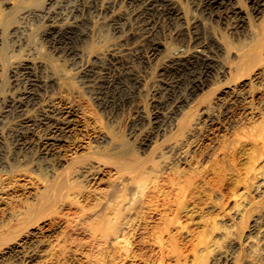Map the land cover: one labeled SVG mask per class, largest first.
Listing matches in <instances>:
<instances>
[{
  "label": "rangeland",
  "instance_id": "1",
  "mask_svg": "<svg viewBox=\"0 0 264 264\" xmlns=\"http://www.w3.org/2000/svg\"><path fill=\"white\" fill-rule=\"evenodd\" d=\"M81 1L0 0V245L10 242V246L5 249L4 247H0L3 249L0 255V264H126V217L129 216L128 213L131 215H133V213L136 214V210L132 209L135 212L132 210L128 212V209L134 207L136 200L138 205L136 204L137 207L134 208H138L141 205L139 203H142V201L143 204H145L146 197L150 194L154 195V193H158V195L162 197L163 191H165L164 196L167 194V191L168 193L171 192V179L173 176L172 174L176 172L175 170H178V168L193 170V165L195 167L198 160L201 161L203 157L208 154L207 152H213L212 150H215L219 143L221 141L223 142V139L230 138L226 137V135L233 132L231 130H235L234 124H236L235 121H237L235 116L237 118L239 116V111H236L237 106L233 104L235 107L233 105L232 107L230 105L231 109H228V118L226 110L219 104L215 106V112L213 113V117L215 118H212L213 121L216 118L218 121L208 122L210 124L207 122L203 123L201 130H199L200 132L198 131L195 136L191 137L188 142L182 146L181 151L184 150V154H188V157H183V154L179 155L177 152L171 151L170 146L181 137L182 129H184L189 120L194 115L199 114L200 110L205 107L210 100L220 96L221 92L231 88L234 83H226V79L216 74L215 77H212V81L204 90L199 93L198 97L186 104L182 112L179 113L180 115L178 114V117L176 116V119L172 120L170 117L172 111L160 110L157 108V105H160L161 87H163L164 92L169 85L174 83V76L170 75L168 69H166L169 64L168 58L170 56V51L167 50V47L178 48L182 46V43L178 41L179 39H175L177 37L174 35L176 30L174 26L170 24L168 26V23L164 22V20H161L160 24H157L159 26L157 29L159 31L158 36L163 46L160 48L161 53L159 52L156 56H152V54L149 53L148 44L143 40V36L148 32L146 30H148L149 27L146 24L147 22H144V18L142 19L138 14L140 0H130L129 4H127V2H129L128 0H119L120 2L118 0H113V2L112 0H93L94 2L92 0ZM80 2L82 4H80ZM95 2L99 4L100 8H98L99 6ZM172 2L176 4L184 15V21L180 22L179 26L184 25V27L188 29V32H190L189 38L194 39L192 37L193 34H199L200 32L205 39H208L206 40L208 43H212L215 47L217 46L218 50L220 49V51L216 53L213 52L219 70L221 68L233 69L238 62V54L240 51L251 43H259L264 53V39H262L264 36V2L259 9V6L255 7L249 0H233L231 6L238 9L240 13L234 16L233 14H222L218 17L210 15L207 17V14L201 12L198 6L199 0L198 2L197 0H172ZM117 3H119V5ZM137 3L139 4L137 5ZM60 5L63 10L60 8ZM94 5L97 7H94ZM123 5L129 6L125 8ZM133 6L135 7L134 9L131 8ZM70 8L74 9L70 10ZM77 8L79 9L77 10ZM91 9H94L92 10L93 13H90L92 12ZM122 11L124 14L126 12V14H121ZM56 12H58V14ZM73 12L76 13V17H73L75 14H73ZM66 13H68L69 16ZM135 13L138 14L139 18L136 17L137 15L135 16ZM103 14L105 16H103ZM115 15L116 17L119 16L117 18L118 20ZM64 16L66 18H63ZM134 17L135 19H133ZM81 18L82 21H84L83 23L81 22ZM51 19L56 21V23L58 22L59 25L62 24L61 26H78L80 30H84V33L87 34L81 46H79L81 51L80 54L83 55L79 60H74L72 57L71 60H69V56L63 55L53 47L51 48L47 38L45 39ZM127 19L133 20L128 21ZM123 20H126V22ZM118 21L122 24L123 22L125 23L121 26L120 31L117 29L116 25L119 23ZM107 22H109V24ZM136 23L139 24L137 25ZM128 24H131L133 27ZM161 28L163 29L161 30ZM171 28L173 29L172 31ZM195 28L197 29L195 30ZM134 32L139 36L134 34ZM171 32L174 34L172 35ZM130 35H132V37ZM165 42H167L166 45ZM130 45H133L132 48ZM118 51L119 53H117ZM138 52L141 53V55ZM124 53L128 56L125 57L126 54L124 55ZM141 56L142 59L139 58ZM67 57L69 59H67ZM114 58L117 59V61ZM118 61L122 65H120ZM144 61L146 63H144ZM165 64L167 66H165ZM89 65L102 71L108 72L111 70L108 72L109 77L111 76L110 78H116L119 75V78L125 77L127 80L126 86L129 87L131 85L130 87L132 90L130 91V87H127V91L129 90L128 92L132 93L131 96L134 95V97L132 96L131 102L127 103L126 106L111 107L110 109V106H107L106 98L107 100L111 99L110 96L113 97V94L119 97L120 93L110 90L108 94L106 90L105 93L107 94H104V91L96 90V88L94 89L87 83L85 84L82 78V71L87 69V67L89 68ZM97 66H99V68ZM109 66L111 68H109ZM103 67L104 69H102ZM25 71H28L27 76L29 75V77L26 76ZM123 72L125 73L123 74ZM132 74L137 78L138 76L141 78L139 80L142 81L140 83L142 84L141 87L144 86L143 88L140 87L139 90L136 89L137 86L130 80V77H134ZM30 75H32V77ZM32 78L36 80L35 83H38V87H33L34 81ZM18 79L21 80L20 84ZM44 84L47 86L45 85L46 87H42ZM40 85L42 86L40 87ZM88 86L91 88L89 89ZM35 91L40 94L39 103L34 106H27L26 108L28 110H25V108L23 112L19 111L18 103L27 97L28 92ZM17 92L20 95H18ZM13 104L16 105L14 106ZM10 107L13 108L11 109ZM157 112L158 114H156ZM57 114L59 115L58 117ZM162 114L163 116L166 115L169 117H163ZM5 115L9 116L6 117ZM140 116H144L142 117L143 123H146L142 124L143 126L141 125L140 130H138L139 128L134 126ZM224 116L227 119L222 118ZM157 117H160L159 120H164V129L162 127V129H156L157 124H155L153 120ZM144 118H146V120ZM56 119H58V121ZM63 120H66L65 123L68 122L67 125L63 124ZM148 121H150V123ZM50 123H53V125ZM68 128L69 130H67ZM71 128L72 130H70ZM225 129L227 131H225ZM132 130H134L135 133ZM142 130H144V132H142ZM151 131L154 132L152 133ZM52 132L55 133L53 134ZM219 132H221V134ZM148 134H154V136H152L153 143L151 146H145L144 148L140 138L143 139ZM17 135L20 136L17 138ZM51 143L55 144L53 145ZM43 144L46 146L44 147ZM75 150L78 151L76 152ZM247 152L249 153L248 150ZM161 155L165 156L169 164L163 170L162 167H159L160 170L157 169L158 171H155L154 164L160 159L159 157ZM199 155H201L200 158H197ZM99 160H101L102 163L118 160L126 163V166L133 165L137 162L144 164L146 169L144 177L149 187L146 185L147 189L144 190V192H140L142 190L139 191V189L137 190L136 188L137 186L134 187L132 182L133 176L126 174V181L124 182V180L122 181L124 177L118 174L116 175L115 172L113 173V170H110L113 169L112 167H110L109 170L106 169L101 171V168H97V162ZM186 160L187 163L184 164ZM85 163H88L89 166H93L91 169L92 171L89 173H83L81 169L83 167L82 165ZM96 168L97 172L100 173L95 172ZM212 173L213 172L209 174L212 175ZM66 177L70 178V182L75 184V186H82L76 189H74V186L71 190V192L74 191L73 194L66 192L67 194H71L72 196H68L74 199L67 198V194H65V196H63L64 198H59V202L56 200L52 206L49 204H40L42 201L40 192L43 187L51 183L67 182ZM157 177L159 179H157ZM211 177H215L213 180H217L214 173L209 179H211ZM263 178L264 157L256 163L254 171L244 182L241 181L238 182L239 184L234 183L230 185V188L226 189L227 192L224 191L222 194L212 193L211 200H206L205 197V194L209 195L212 192V188L208 186L203 196V199L207 202L189 200L186 203L188 210L197 211L202 215V222L189 223L192 233L190 235L184 234L182 238V240H184L182 243L184 242V245L188 249V257L182 261H177V257L174 254V252L177 251L176 242L172 239L169 240L167 234L164 233L163 235L161 228H163L164 225L161 224L160 227V224L157 225L158 223L156 222L157 224H155L154 221L153 223L157 225L158 228H154V231L152 230L153 232L148 230V228L144 231V226V229L141 228L142 231H140V229H137L138 231L135 230L134 232H136V234L131 232L129 236L132 237V234L135 235V249H137V252L139 251L141 253L138 252L137 254L145 257H143L144 259H138L136 263L250 264L254 262L256 264H264V193L262 192L264 189L263 187L258 188ZM162 179L165 183L161 181ZM155 182L156 186H154ZM160 183H163V185L161 184V186ZM158 184L162 188L158 187ZM166 186L168 188H166ZM154 187L156 188L152 191L150 188ZM134 188L137 191L134 190ZM147 190L150 191L149 195L147 194L149 193ZM141 193H146V195L144 194L145 196L143 195L142 197ZM75 194L77 197H75ZM127 197L129 200L131 198L134 200L131 202L127 199L129 203H126ZM66 199L68 202H66ZM62 201H64V203H61ZM116 201L118 204L121 202L119 206L116 204ZM130 202L132 203L131 206ZM210 203L215 204V208H211L212 205H210ZM60 204L63 206L61 207ZM29 205L35 208L32 213L33 215L30 218H25V220H15V217L12 216L13 210L22 209ZM113 206H115L116 209ZM117 207H120L119 214L117 212ZM142 207L143 205L137 209L140 213L143 212V210L148 212L144 208L142 209ZM114 210L116 211L114 212ZM126 211L128 213H126ZM100 214L103 216L101 217ZM114 214L115 216L118 215L115 217L113 216ZM106 217L109 218L107 219ZM114 217L120 221H117ZM95 219H97L96 222ZM109 219L112 220L110 221ZM113 220L115 222H113V224L110 223ZM183 220H186V223L188 222L185 216H183ZM107 221L108 223L105 224L104 222ZM28 222L29 225L31 224V226H29V234L18 237L27 226ZM142 222H145V219ZM90 223L92 225L99 223L98 225L101 227L103 226L100 234H104L100 235L101 237L94 234L93 230H90ZM91 231L92 233L90 234ZM108 232H112L111 234L114 232V234L108 238V235H110ZM139 232L142 236L139 235ZM144 232L146 234L149 233L147 235L148 237L143 234ZM154 233L157 234L153 235ZM161 233L162 236L160 235ZM92 234H94V236ZM143 235L144 238L146 237L145 240L147 239L145 241L144 238H142L144 242L141 239ZM160 236L164 238L163 241H165V244L163 245L158 242ZM21 238L23 242L21 241L20 245L23 246L19 245V247H16L12 245L20 242L19 239ZM107 240L108 242H105ZM151 240L152 243H148V241L151 242ZM136 241H140V243L137 244ZM101 242L105 243L101 244ZM141 242L144 246L141 245ZM147 243L149 245L151 244V246H148ZM95 244H100V246ZM172 253L174 254V258L171 256ZM167 254H169L170 257Z\"/></svg>",
  "mask_w": 264,
  "mask_h": 264
},
{
  "label": "bare ground",
  "instance_id": "2",
  "mask_svg": "<svg viewBox=\"0 0 264 264\" xmlns=\"http://www.w3.org/2000/svg\"><path fill=\"white\" fill-rule=\"evenodd\" d=\"M81 1V0H80ZM93 1V0H92ZM91 1V3H92ZM94 1H97V0H94ZM93 1V2H94ZM117 1V0H116ZM119 1V0H118ZM129 2H127V4L130 3V0H128ZM134 1V0H133ZM136 1V0H135ZM232 1L233 0H199V9L201 12H204L205 14H207L206 16L208 17V15L210 16H221L222 14H227V15H230V14H233L234 15H237L239 14L240 12L238 11V9H236L235 7H232ZM255 7H258L259 9L262 7L261 5L263 4L264 0H249ZM82 2V1H81ZM80 2V4H82ZM113 2V0H112ZM111 2V3H112ZM120 2V1H119ZM122 2V1H121ZM196 2V1H195ZM198 2V0H197ZM96 3V2H95ZM132 3V1H131ZM79 4V5H80ZM88 4H89V1H88ZM98 4V3H96ZM106 4V3H105ZM119 5V3H117ZM139 3H137L138 5ZM93 5V4H91ZM101 5V4H100ZM113 5V4H112ZM111 5V6H112ZM115 5V4H114ZM117 5V6H118ZM125 5V3H124ZM123 5V6H124ZM140 6L138 8L139 9V15L142 17V19L144 18V22H147L146 24L148 25L146 31H148L145 36H143V40L146 42V44H148L149 46V53L152 54V56H156L159 52H160V48L163 46V43L162 41L159 39V31L157 30L158 29V23L160 24V21L164 20V22H167L168 23V26L169 24L174 26V28L176 29L175 30V36L177 38H175L176 40L179 39L178 41H180L182 43V46L181 47H167V50L170 51V56H169V64L168 66L165 64L166 69H168L169 71V74L170 75H173L174 76V83L172 85H169V87L166 88V90L163 92V87H161V99L159 101V104L160 105H157V108L158 109H164V110H171L172 113L171 114V119L174 120L176 119L175 117L182 112V109L183 107L190 103L191 101H193L196 97H198L199 93L201 91L204 90V88L212 81V77H215L216 74H219L221 75V77H223L224 79H226V83H234L233 86L223 92H221L220 96L216 97L215 99L213 100H210L207 105L205 107H203L199 114L197 115H194L190 120L189 122L186 124V126L184 127V129H182V133H181V137L176 140L172 146H170V150L173 151V152H177L179 155L183 154V157L187 156L188 154H184V150L181 151V148L182 146H184L188 140L195 136V134H197V132L199 130H201V126L203 123H208V122H212L213 119L215 117H213V113L215 112V106L216 105H219L221 104L222 107H224V109L226 110V113H227V117H228V109H231L230 108V105L232 106L233 104L236 105L237 109L236 111H239L238 112V118L235 116V118L237 119L236 124L235 125V130H231L233 132H231L230 134H227L226 137H230V138H225L223 139V142L221 141L219 143V145L215 148V150H212L213 152L209 153L207 152L208 154L205 155L203 157V159L200 161L198 160V162L195 164V167L193 165V170H185L184 168H178V170H175L176 172L174 174H172V179H171V185H172V191L168 193L167 191V194L164 196L165 194V191H163V196L160 197L158 195V193H154L152 192L153 189H155L156 187L154 188H150L152 189V193H154V195L150 194V191L147 190V192L149 191V193H147L149 196L146 197V202L145 204H143V201L142 203L138 202L139 204L143 205L142 209L144 208L145 210H147L148 212L144 211L143 212H139V209L141 207V205L138 207V208H134V207H137V203L135 201V205L134 207H132L131 209H128V212L129 210H136V214L133 213V215H131L130 213H128L126 211V213H128V217H126V264L127 263H136L138 259H142L144 256L143 255H138L136 250V243H135V235L132 234L133 236H129V234L131 232H134L135 230L137 229H140L145 228L144 231H146L148 228V230H153L154 231V228H158L157 225L160 224V227H161V224L164 225L163 228H161L162 230V233L164 235L167 234L168 237H169V240L172 239L176 242V248H177V251L174 252V254L176 255L177 257V261H182L183 259H186L188 257V249L186 248V246L184 245L185 243L182 241V238L184 236V234H187V235H190L192 233L191 231V227H190V224L191 223H194V222H199L201 221L202 222V215L199 214L197 211H191V210H188L187 209V206H186V203L189 201V200H194V201H197L198 202H202V201H206V200H211L212 199V193L214 194H218V193H223L224 191H226V189L230 188V185L234 184V183H237L239 184L238 182H241L244 180L254 171L255 169V165L256 163L262 158L264 157V53H263V49L261 47V45L259 43H256V44H250L248 46H246L245 48H243L240 53L238 54V62L236 64V66L233 68V69H230V68H221L219 70L218 66H217V61L213 55V52L216 53L218 51H220V49L218 50L217 46L215 47L214 45H212V43H208V40L207 38L205 39V37H203V35L200 34L199 30V34H193V38H189L190 35L188 32V29L186 27H184V25H181L179 26V23L184 21V15L183 13L180 11V9L176 6V4L174 2H172V0H140ZM264 5V4H263ZM78 6V5H77ZM82 6V5H81ZM80 6V8H81ZM90 6V5H89ZM99 6V4H98ZM104 6V5H103ZM102 6V7H103ZM129 6V5H128ZM128 6H124L125 8L128 7ZM132 6V5H131ZM196 6V5H195ZM74 7V6H73ZM79 7V6H78ZM88 7V6H86ZM94 7H97L96 5H94ZM93 7V8H94ZM60 8L62 9L61 5H60ZM66 8V7H64ZM75 8V7H74ZM74 8H70L71 9H74ZM89 8V7H88ZM100 8V6L98 7ZM123 8V7H121ZM131 8H135L134 6L131 7ZM137 8V9H138ZM197 8V7H196ZM257 8V9H258ZM48 9V8H47ZM46 9V10H47ZM79 8H77L78 10ZM90 9V8H89ZM106 9V7H105ZM103 9V10H105ZM109 9V7H108ZM130 9V7H129ZM128 9V10H129ZM57 10V9H56ZM55 10V11H56ZM60 10V9H59ZM58 10V11H59ZM63 10V9H62ZM76 10V11H77ZM94 10V9H91V11ZM97 10V9H96ZM102 10V11H103ZM115 10V9H114ZM121 10V9H119ZM49 11V10H48ZM47 11V13H48ZM66 11V10H65ZM75 11V10H74ZM87 11V9H86ZM100 11V9H99ZM106 11V10H105ZM104 11V12H105ZM108 11V10H107ZM110 11V9H109ZM108 11V12H109ZM133 11V10H132ZM259 11V10H258ZM68 12H71V11H68ZM78 12V11H77ZM80 12V11H79ZM107 12V13H108ZM125 12V11H124ZM58 14V12H56ZM55 13V15H56ZM75 12H73L74 14ZM81 13V12H80ZM86 13V12H85ZM88 13H89V10H88ZM90 13H93L90 12ZM111 13V12H109ZM115 13V12H114ZM120 13V12H119ZM132 13V12H131ZM60 14V12H59ZM68 15V13H66ZM70 14V13H69ZM79 14V13H78ZM77 14V15H78ZM82 14V13H81ZM113 14V13H112ZM118 14V13H117ZM121 14H124L123 11ZM126 14V12H125ZM124 14V15H125ZM137 13H135V16L139 18ZM65 15V14H63ZM66 15V17H67ZM76 13L73 15V17H76L75 16ZM85 15V14H84ZM101 15V14H100ZM108 15V14H107ZM120 15V14H119ZM130 15V14H129ZM52 16V15H51ZM69 16V15H68ZM71 16V15H70ZM102 16V15H101ZM103 16H105L103 14ZM121 16V15H120ZM127 16V15H126ZM224 16V15H223ZM55 17V16H54ZM62 17V16H61ZM65 16L63 18H66ZM78 17V16H77ZM116 17V15H115ZM119 17V16H118ZM116 17V19L118 18ZM122 17V16H121ZM128 17V16H127ZM130 17V16H129ZM72 18V17H71ZM105 18V17H104ZM114 18V16H113ZM126 18V17H124ZM132 18V17H131ZM70 19V18H69ZM68 19V20H69ZM75 19V18H74ZM103 19V18H102ZM135 19V17L133 18ZM131 19V20H133ZM50 20V19H49ZM65 20V19H64ZM63 20V21H64ZM118 20V19H117ZM128 20V19H127ZM131 20H128V21H131ZM60 21V20H59ZM78 21V20H76ZM115 21V20H114ZM120 21V20H119ZM118 21V22H119ZM124 21V20H123ZM122 21V22H123ZM137 21V19H136ZM81 22L83 23L84 21H82V18H81ZM113 22V21H112ZM111 22V23H112ZM126 22V20L124 21ZM123 22V24L121 22H119L117 25V29L120 31L121 30V26L124 25L125 23ZM163 22V23H164ZM46 23V22H45ZM72 23V22H71ZM75 23V21H74ZM109 24V22H107ZM110 23V24H111ZM129 23V22H128ZM66 24V23H65ZM76 24V23H75ZM79 24V23H78ZM85 24V23H84ZM137 24V23H136ZM139 24V23H138ZM137 24V25H138ZM141 24V23H140ZM62 25V24H61ZM58 24V22L56 23V21H53L51 19V23L49 25V29L47 30L46 32V37L45 39L47 38L48 42L50 43L51 45V48L53 47L55 50H57L58 52L62 53L63 55H66V56H69L70 59L67 57V59L71 60V57L72 59L74 60H79L81 56L80 54V48L79 46H81V43L84 41V38H85V34L84 33V30H80V28L78 26H61ZM77 25V24H76ZM81 25V24H80ZM115 25V24H114ZM113 25V26H114ZM130 25L131 27H133L131 24H128ZM142 25V24H141ZM145 25V26H147ZM162 25V24H161ZM165 25V24H164ZM82 26V25H81ZM80 26V27H81ZM144 26V27H145ZM83 27V26H82ZM125 27V26H124ZM127 27V26H126ZM138 27V26H137ZM162 27V26H161ZM84 28V27H83ZM82 28V29H83ZM115 28V27H114ZM130 28V27H129ZM143 28V27H142ZM85 29V28H84ZM135 29V28H134ZM144 29V28H143ZM146 29V28H145ZM163 28H161L162 30ZM169 29V28H168ZM197 28H195L196 30ZM124 30V29H123ZM122 30V31H123ZM131 30V29H130ZM129 30V31H130ZM160 30V29H159ZM173 29L171 28V31ZM194 30V28H193ZM134 31V30H133ZM139 31V29H138ZM192 31V30H191ZM162 32V31H161ZM119 33V32H118ZM123 33V32H121ZM192 33V32H191ZM129 34V33H128ZM132 34V33H131ZM134 34H136L134 32ZM133 34V35H134ZM163 34V33H162ZM172 34V32H171ZM172 34V35H173ZM120 35V34H119ZM138 35V34H136ZM126 36V35H125ZM124 36V37H125ZM132 37V35H130ZM139 36V35H138ZM141 36V37H142ZM163 36V35H162ZM121 37V36H120ZM135 37V36H134ZM140 37V38H141ZM164 38V37H163ZM162 38V39H163ZM137 39V38H135ZM264 39V36L263 38ZM122 40V39H120ZM124 40V39H123ZM131 40H134V39H131ZM142 40V39H141ZM165 40V39H163ZM127 41V40H126ZM139 41V40H137ZM143 41V42H144ZM134 42V41H133ZM132 42V43H133ZM142 42V41H141ZM125 43V42H124ZM128 43V42H126ZM130 43V44H132ZM167 42H165V45H166ZM122 44V42H121ZM49 45V46H50ZM129 45V44H128ZM122 46V45H121ZM127 46V45H126ZM131 46V45H130ZM133 46V45H132ZM131 46V48H132ZM138 46V45H137ZM141 46V45H140ZM145 46V45H144ZM146 47V46H145ZM50 48V47H49ZM143 48V47H142ZM147 48V47H146ZM129 49V48H128ZM139 49V47H138ZM148 49V48H147ZM54 50V51H55ZM124 50V49H123ZM136 50V48H135ZM144 50V49H143ZM216 50V51H215ZM56 51V52H57ZM134 51V50H133ZM142 51V50H140ZM139 51V52H140ZM122 52V51H121ZM135 52V51H134ZM138 52V53H139ZM143 52V51H142ZM146 52V51H145ZM148 52V51H147ZM119 53V51L117 52ZM128 53V51H127ZM137 53V51H136ZM161 53V52H160ZM83 54V53H82ZM126 53H124L125 55ZM130 54V53H129ZM141 55V53H139ZM218 54V53H217ZM61 55V54H60ZM122 55V54H121ZM120 55V56H121ZM149 55V54H148ZM169 55V54H168ZM115 56V55H114ZM128 56L127 54L125 55V57ZM143 56V55H142ZM142 56L139 57L142 59ZM113 57V56H112ZM111 57V58H112ZM117 57V56H116ZM124 57V56H122ZM124 57V58H125ZM145 57V56H144ZM118 58V57H117ZM121 58V57H120ZM123 58V59H124ZM66 59V60H67ZM115 59V58H114ZM126 59V58H125ZM146 59V58H145ZM150 59V58H149ZM152 59V58H151ZM65 60V59H64ZM110 60V59H109ZM117 61V59H115ZM122 60V59H121ZM83 61V60H82ZM114 61V60H113ZM114 61V62H116ZM126 61V60H125ZM148 61V60H147ZM68 62V61H67ZM81 62V61H80ZM119 62V61H118ZM150 62V61H149ZM168 62V61H167ZM78 63V62H77ZM75 63V64H77ZM82 63V62H81ZM97 63V62H96ZM104 63V62H102ZM123 63V62H122ZM144 63H146L144 61ZM74 64V62H73ZM79 64V63H78ZM94 64V63H93ZM120 64V62H119ZM97 65V64H96ZM117 65V64H116ZM122 65V64H120ZM126 65V64H125ZM90 66V65H89ZM102 66V65H101ZM107 66V65H106ZM105 66V67H106ZM112 66V65H111ZM23 67V66H22ZM28 67V66H27ZM27 67H26V70H27ZM76 67V66H75ZM85 67V65H84ZM99 68V66H97ZM118 67V66H117ZM120 67V66H119ZM124 67V66H123ZM128 67V66H127ZM25 68V67H23ZM81 68V67H80ZM109 68H111L109 66ZM108 68V70H109ZM114 68V66H113ZM116 68V67H115ZM85 69V68H84ZM104 69V67L102 68ZM124 69V68H122ZM126 69V68H125ZM164 69V68H163ZM165 69V70H166ZM114 70V69H113ZM117 70V69H115ZM128 70V69H127ZM126 70V72H127ZM164 70V71H165ZM111 71V70H109ZM108 71V72H109ZM164 71H163V75H164ZM167 71V72H168ZM23 72V71H22ZM26 72V71H25ZM28 72V71H27ZM27 72L25 73L26 76H27ZM107 71H102L100 69H97V68H93V67H87V69L83 70L82 73H83V80L85 81V84L87 83L89 86L93 87L94 89L96 88V90L98 89L99 91H104V94H107L110 90H113V91H116V93H120V96L117 97L113 94V97H111V99H108L106 98V103H107V106L109 107L110 106V109L111 107H122V106H126L127 103H130L132 98L134 97V95L131 96V92H128L127 91V87L126 86V78H119L120 77V73L118 71V77L116 78H110L109 77V73ZM116 72V71H115ZM122 72V71H121ZM125 72H123L124 74ZM128 73V72H127ZM23 74V73H22ZM122 74V75H123ZM81 75V74H80ZM117 75V74H116ZM168 75V74H166ZM21 76V75H20ZM32 77V75H30ZM128 76V75H126ZM132 76L134 77H130V80H132V82L135 84L136 89H140L141 87V83L142 81H140L139 79H141L139 76L138 78L135 77V75L132 74ZM18 77V76H17ZM29 77V75L27 76ZM114 77V76H113ZM166 77V76H165ZM168 77V76H167ZM172 77V76H170ZM34 78V77H33ZM32 78V80L34 81V84H33V87H38V83H35L36 80H34ZM36 78V77H35ZM173 78V77H172ZM171 78V79H172ZM26 79V78H25ZM129 79V78H128ZM15 80V79H14ZM19 80V79H18ZM27 80V79H26ZM129 80V81H130ZM21 80H19V84L21 83L20 82ZM32 81V82H33ZM82 81V82H84ZM167 81V80H166ZM17 82V83H18ZM40 82V81H39ZM129 83V82H127ZM132 83V84H133ZM169 83V82H168ZM22 84H23V81H22ZM131 84V83H130ZM129 84V85H130ZM46 84H44L43 86L40 85V87H44ZM167 85V84H166ZM47 86V85H46ZM45 86V87H46ZM88 88L90 89L91 87ZM131 86V85H130ZM129 86V87H130ZM26 87V86H25ZM32 87V88H33ZM35 87V88H36ZM128 87V88H129ZM134 87V86H133ZM144 87V86H143ZM141 87V88H143ZM22 88V86H21ZM27 88V87H26ZM135 88V87H134ZM133 88V89H134ZM20 89V88H19ZM165 89V88H164ZM37 90V89H36ZM45 90V89H44ZM107 90V93H105V91ZM138 90H137V94H138ZM160 90V89H159ZM17 91V90H16ZM43 91V89H42ZM91 91V90H90ZM98 91V92H99ZM130 91L131 90V87H130ZM36 92V91H35ZM28 92L27 93V97L20 101L18 103V108H19V111H22L28 106H34L36 104L39 103V95L37 92ZM40 92V90H39ZM134 92V90H133ZM159 92V91H158ZM157 92V93H158ZM18 93V92H17ZM95 93V92H94ZM97 93V92H96ZM102 93V92H100ZM112 93V92H110ZM115 93V92H114ZM140 93V92H139ZM22 94V93H21ZM99 94V93H98ZM103 94V93H102ZM109 94V93H108ZM18 95H20L18 93ZM23 95V94H22ZM100 95V94H99ZM119 95V94H118ZM156 95V94H155ZM154 95V96H155ZM42 96V95H41ZM98 96V95H96ZM104 96V95H102ZM106 96V95H105ZM117 98H115V97ZM159 96V95H157ZM15 97H18V96H15ZM21 97V96H20ZM99 97V96H98ZM108 97V98H110ZM159 97V98H160ZM102 98V97H101ZM100 98V99H101ZM158 98V97H157ZM12 99V98H11ZM105 99V98H104ZM102 100V99H101ZM14 101V100H13ZM156 101V100H155ZM12 102V101H10ZM16 102V101H15ZM18 102V101H17ZM105 102V100H104ZM103 102V104L105 105V103ZM221 102V103H220ZM158 103V102H157ZM156 103V104H157ZM1 104V103H0ZM155 104V105H156ZM14 106L16 104H13ZM12 105V106H13ZM154 105V104H152ZM233 105V106H234ZM2 106V105H1ZM106 106V105H105ZM232 106V107H233ZM17 107V106H16ZM156 107V106H155ZM154 107V108H155ZM235 107V106H234ZM1 108V107H0ZM3 108V107H2ZM11 108V107H10ZM13 108V107H12ZM11 108V109H12ZM17 108V109H18ZM104 108V107H103ZM4 109V108H3ZM7 109V108H6ZM109 109V110H110ZM25 110H28L27 108ZM30 110V109H29ZM108 110V109H107ZM123 110V109H122ZM121 110V112H122ZM157 110V109H156ZM223 110V108H222ZM1 111V110H0ZM117 111V110H116ZM154 111V110H153ZM224 111V110H223ZM222 111V112H223ZM234 111V112H236ZM5 112V110H4ZM17 112V111H15ZM68 112V111H67ZM110 112V111H109ZM114 112V110H113ZM2 113V112H1ZM11 113V112H10ZM21 113V112H20ZM19 113V114H20ZM29 113V112H28ZM61 113V112H60ZM63 113V112H62ZM115 113V112H114ZM113 113V115H114ZM155 113V111H154ZM225 113V111H224ZM117 114V113H116ZM120 114V113H119ZM158 114V112L156 113ZM232 114V112H231ZM230 114V115H231ZM1 115V114H0ZM61 115V114H60ZM64 115V114H63ZM180 115V114H179ZM6 116V115H5ZM9 116V115H8ZM6 116V117H8ZM55 116V115H54ZM59 115L57 114V117ZM155 116V115H154ZM157 116V115H156ZM163 116V114H162ZM166 115H164L163 117H165ZM232 116V115H231ZM21 117V116H19ZM27 117V116H26ZM50 117V116H49ZM66 117V116H65ZM144 116H140V118H138V121L137 123L135 124L134 127H137L139 128L138 130H140V126L142 124H145L143 123V118ZM146 117V116H145ZM166 117H169V116H166ZM178 117V116H177ZM234 117V116H232ZM1 118V117H0ZM3 118V116H2ZM28 118V117H27ZM51 118V117H50ZM62 118V117H61ZM60 118V119H61ZM67 118V117H66ZM152 118V117H151ZM213 118V119H212ZM222 118H226L225 116L222 117ZM229 118V117H228ZM24 119V118H23ZM22 119V120H23ZM59 119V118H58ZM58 119H56L58 121ZM64 119V118H63ZM146 120V118H144ZM149 119V118H148ZM160 117L158 118H155V124H157L156 126V129L158 128H163V121L164 120H159ZM162 119V118H161ZM165 119V118H164ZM227 119V118H226ZM233 119V118H231ZM235 119V120H236ZM31 120V119H29ZM54 120V118H53ZM52 120V121H53ZM69 120V119H68ZM67 120V121H68ZM72 120V118H71ZM75 120V119H74ZM137 120V119H136ZM169 120V119H168ZM217 120V118L215 119ZM214 120V121H215ZM225 120V119H224ZM47 121V120H46ZM60 121V120H59ZM62 121V120H61ZM64 121V120H63ZM66 121V120H65ZM63 124H66L68 122H66ZM76 121V120H75ZM213 121V122H214ZM218 121V120H217ZM226 121V120H225ZM230 121V120H229ZM24 122H25V119H24ZM28 122V121H27ZM48 122V121H47ZM73 122V121H72ZM71 122V123H72ZM150 123V121H148ZM152 122V121H151ZM168 122V121H167ZM216 122V121H215ZM222 122V121H221ZM57 123V122H55ZM62 123V122H61ZM76 123V122H75ZM223 123V122H222ZM228 123V122H227ZM53 125V123H50ZM58 124V123H57ZM56 124V125H57ZM148 124V123H147ZM210 124V123H208ZM213 124V123H212ZM220 124V123H219ZM232 124V123H230ZM25 125V124H24ZM44 125V124H43ZM49 125V124H48ZM73 125V123H72ZM71 125V126H72ZM76 125V124H75ZM221 125V124H220ZM225 125V124H224ZM41 126V125H40ZM45 126V125H44ZM61 126V125H60ZM74 126V125H73ZM72 126V127H73ZM143 126V125H142ZM147 126V125H145ZM144 126V128H145ZM155 126V125H154ZM165 126V124H164ZM25 127V126H24ZM48 127V126H47ZM50 127V126H49ZM63 127V126H62ZM75 127V126H74ZM132 127V128H134ZM152 127V126H151ZM150 127V128H151ZM228 127V126H227ZM28 128V127H27ZM53 128V127H52ZM61 128V127H60ZM65 128V127H63ZM70 128V127H69ZM69 128L67 130H69ZM161 128V129H162ZM214 128V127H213ZM219 128V127H218ZM230 128V127H229ZM54 129V128H53ZM57 129V128H56ZM55 129V131H56ZM136 129V128H135ZM134 129V130H135ZM146 129V128H145ZM148 129V128H147ZM155 129V130H156ZM164 129V128H163ZM217 129V128H216ZM228 129V128H227ZM233 129V128H232ZM72 130V128L70 129ZM134 130H132L134 132ZM153 130V129H152ZM154 130V131H155ZM219 130V129H218ZM54 131V130H53ZM64 131V130H63ZM153 131V132H154ZM157 131V130H156ZM217 131V130H216ZM221 131V130H220ZM225 131H227L225 129ZM61 132V131H60ZM139 132V131H138ZM142 132H144V130H142ZM147 132V131H146ZM150 132V130H149ZM152 132V131H151ZM152 132V133H153ZM160 132V131H158ZM200 132V131H199ZM53 133V132H52ZM51 133V135H52ZM55 133V132H54ZM53 133V134H54ZM58 133V132H57ZM56 133V134H57ZM135 133V132H134ZM221 134V132H219ZM225 133V132H223ZM227 133V132H226ZM18 134V133H17ZM23 134V133H22ZM60 134V133H59ZM137 134V133H136ZM150 134V133H149ZM146 135L143 139H141V144L144 145L143 147L145 148V146H151V144L153 143V135ZM157 134V133H156ZM216 134V133H215ZM143 135V134H142ZM141 135V136H142ZM18 136L20 135H17L16 137L18 138ZM22 136V135H21ZM25 136V135H24ZM65 136V135H64ZM134 136V135H133ZM144 136V135H143ZM26 137V136H25ZM50 137V136H49ZM56 137V136H55ZM61 137V136H60ZM63 137V136H62ZM135 137V136H134ZM137 137V136H136ZM140 137V136H139ZM225 137V136H223ZM16 138V139H17ZM59 138V137H57ZM66 138V137H64ZM132 138V137H131ZM156 138V137H154ZM24 139V138H23ZM55 139V138H54ZM60 139V138H59ZM62 139V138H61ZM139 139V140H140ZM52 140V139H51ZM138 140V141H139ZM55 141V140H54ZM60 141V140H59ZM52 142V141H50ZM49 142V143H50ZM56 143V142H55ZM54 143V144H55ZM20 144V143H19ZM22 144V143H21ZM47 144V143H46ZM53 144V143H51ZM53 144V145H54ZM140 144V142H139ZM44 147L46 146L45 144H43ZM247 150L249 151V153L247 152ZM76 151V150H75ZM78 151V150H77ZM76 151V152H77ZM74 152V153H76ZM204 154V153H202ZM195 156V155H194ZM201 155H199V157L197 158H200ZM188 157V156H187ZM192 157V156H190ZM160 159L154 164V170L156 171L157 169L160 170L159 167H162V170L168 166L169 164V161L165 158L164 155H161L159 157ZM192 158H195V157H192ZM191 159V158H189ZM193 160V159H192ZM196 161V159H195ZM200 161V162H199ZM187 163V160L185 161L184 164ZM97 168H101L100 170L101 171H104L106 169H110V167H112L113 169H110V170H113V173L115 172L116 175H121L122 177H124V179L122 178V181L124 180V182L126 181V174L127 175H130V176H133L132 178V182L134 184V187L137 186V190L139 189L142 190L140 192H144V190H146V183L147 181L146 178L144 177V175L146 174V169H145V166L144 164L140 163V162H137L133 165H129V166H126V163L124 162H121V161H110L108 163H102L101 160H99L97 162ZM192 165V164H190ZM83 167L81 168L83 173L87 172L89 173L90 171H92V167L93 166H89L88 163H85L82 165ZM184 167V166H183ZM97 168H96V171L97 172ZM190 168V167H189ZM187 169V168H186ZM95 170V169H94ZM99 170V169H98ZM99 170V171H100ZM158 171V170H157ZM211 172L214 173V175H216V178L217 180H213L215 179V177H211L213 175H210ZM97 173H100V172H97ZM103 173V172H102ZM210 173V174H209ZM97 175V174H96ZM103 175V174H102ZM115 175V174H114ZM115 175V176H116ZM159 175V174H158ZM94 177V176H93ZM120 177V176H119ZM128 177V176H127ZM171 177V176H170ZM67 178V182H57V183H51L49 185H45L42 189V191L40 192L41 194V197H42V201L40 204H49L50 206L54 205V203L56 202H59L58 199L59 198H62L63 196H65V194H67L66 192H70L73 194V192H71V190L74 188L75 184H73L71 181L70 178L66 177ZM101 178V177H100ZM129 178V177H128ZM127 178V179H128ZM70 179V180H69ZM157 179H159L157 177ZM169 179V178H168ZM94 180V179H93ZM98 180V179H97ZM121 180V179H120ZM131 180V179H129ZM102 181V179H101ZM99 181V182H101ZM122 181H121V185H122ZM163 183H165V181H163V179L161 180ZM167 181V180H166ZM114 182V181H113ZM131 182V183H132ZM168 182V181H167ZM117 183V181H116ZM115 183V184H116ZM153 183V182H152ZM163 183H160V185ZM118 184V183H117ZM169 184V183H168ZM167 184V185H168ZM236 184V185H237ZM114 185V184H113ZM125 185V184H124ZM152 185V184H151ZM161 185V186H162ZM154 186H156V182L154 183ZM158 187H161L159 186V184L157 185ZM165 186V185H164ZM208 186H210L212 188V192L207 195L205 194V197H206V200L203 199V196H204V193L206 191V188H208ZM77 187H82V186H75L74 189H76ZM147 187H149L147 185ZM152 187V186H151ZM238 187V186H236ZM260 187H263L264 189V178L262 179V182L258 185V188ZM162 188V187H161ZM165 188V187H164ZM166 188H168L166 186ZM160 189V188H159ZM134 190H136L134 188ZM136 190V191H137ZM165 190V189H164ZM84 191V190H83ZM82 191V192H83ZM135 191V192H136ZM155 191V190H154ZM77 192H78V189H77ZM139 192V193H140ZM157 192V191H156ZM158 192H161V191H158ZM227 192V191H226ZM264 193V190L262 191ZM81 193V192H80ZM86 193V192H85ZM138 193V192H137ZM136 194V193H135ZM146 195V193H144ZM141 193V196L143 197V195ZM71 194H67V198H73V197H69ZM76 195V194H75ZM144 195V196H145ZM162 195V193H161ZM224 195V194H223ZM72 196V195H71ZM81 196V195H80ZM77 197V195L75 196ZM137 197V196H135ZM141 197V198H142ZM64 198V197H63ZM145 198V197H144ZM74 199V198H73ZM129 200V198L127 197L126 200ZM132 199V198H131ZM129 200V201H133L134 199L132 200ZM143 199V198H142ZM128 200L126 201V203L128 202ZM144 200V199H143ZM66 202H68V200L66 199ZM65 202V203H66ZM130 202V206H131V203ZM207 202V201H206ZM61 203H64V201H62ZM121 202H118L116 201V204L119 206ZM129 203V202H128ZM204 203V202H203ZM59 205V204H58ZM61 207L63 206L62 204H60ZM109 205V204H108ZM115 205V204H114ZM116 205V206H117ZM129 205V204H128ZM211 208H215V204L213 203H210ZM129 206V207H130ZM115 207V206H113ZM112 207V209H113ZM127 207V206H126ZM108 208V206H107ZM106 208V209H107ZM118 210V214H119V211H120V207H117ZM116 209V207H115ZM141 209V210H142ZM35 210L34 206H28V207H23L22 209H16V210H13L12 212V216L15 217L14 219L15 220H19V219H23L25 220V218H30L33 214V211ZM132 210V211H134ZM140 210V211H141ZM116 210H114L115 212ZM122 211V210H121ZM113 212V211H112ZM113 212V213H114ZM135 212V211H134ZM146 212V213H145ZM112 213V214H113ZM140 213V214H139ZM117 214V215H118ZM135 214V215H134ZM87 215V214H86ZM101 215V214H100ZM99 215V216H100ZM107 215V214H106ZM116 215V216H117ZM131 215V216H130ZM97 216V215H96ZM98 216V217H99ZM103 215H101L102 217ZM108 216V215H107ZM115 216V214L113 215ZM115 216V217H116ZM183 216L186 217V219L188 220V222L186 223L185 221L186 220H183ZM101 217H100V220H101ZM114 217V218H115ZM95 218V217H94ZM107 218V217H106ZM109 218V217H108ZM107 218V219H108ZM111 218V217H110ZM12 219V220H14ZM117 220V218H115ZM142 219V220H141ZM145 219V222H142L144 221ZM93 220V219H92ZM97 219H95V222H96ZM110 221L112 219H109ZM94 221V220H93ZM99 221V220H98ZM97 221V222H98ZM103 221V220H102ZM105 221V220H104ZM117 221H120V220H117ZM155 221V225L153 222ZM30 222V221H29ZM29 222L27 223V226L25 227L24 225V230L22 231V233L18 236V237H21L22 235H28L29 234V226H31V224L29 225ZM37 222V220H36ZM113 222H115L114 220L110 223L113 224ZM157 222V223H156ZM105 224L108 223L107 222H104ZM120 223V222H119ZM190 223V224H189ZM26 224V223H25ZM33 224V223H32ZM91 224V223H90ZM97 224V225H96ZM96 224H91L90 227L91 229L90 230H93V233L96 234L97 236H100L102 234L101 233V230H102V227L100 225H98L99 223H96ZM101 224V222H100ZM111 224V225H112ZM154 224V225H153ZM104 225V224H103ZM110 225V224H109ZM108 225V226H109ZM105 226V225H104ZM117 226V224H116ZM89 227V226H87ZM89 227V228H90ZM149 227H152V228H149ZM116 228V227H114ZM113 228V229H114ZM143 228V229H144ZM88 229V228H86ZM85 229V230H86ZM111 229V228H110ZM160 229V228H159ZM109 230V229H108ZM115 230V229H114ZM87 231V230H86ZM89 231V230H88ZM138 231V230H137ZM152 231V232H153ZM119 232V231H118ZM148 232V231H147ZM150 232V233H152ZM157 232V230H156ZM92 233V231L90 232V234ZM109 233V232H108ZM112 233V232H111ZM109 233L110 235H108V238L109 236L113 235ZM136 234V232H134ZM162 233L160 234L162 236ZM94 234H92L94 236ZM105 234V235H106ZM146 235V237H148L147 235L149 234H146L145 232L143 233ZM157 233H154L153 235H155ZM91 235V236H92ZM106 235V237H107ZM138 235V234H137ZM139 235L140 232H139ZM22 236V237H23ZM115 236V235H114ZM113 236V237H114ZM142 236V235H141ZM159 238V243L161 245L165 244V241L163 237ZM101 237V236H100ZM99 237V238H100ZM104 237V236H103ZM145 237V238H146ZM154 237V236H153ZM159 237V236H158ZM112 238V237H111ZM115 238V237H114ZM144 238V235L143 237H141V239ZM144 238V240H145ZM155 238V237H154ZM139 239H140V236H139ZM150 239V238H149ZM153 239V238H152ZM158 239V238H157ZM155 239V240H157ZM20 242L16 243V244H12L13 246H16V247H19L21 241H22V238L19 239ZM18 240V241H19ZM26 240V239H25ZM98 240V239H97ZM96 240V241H97ZM106 240V239H105ZM109 240V239H108ZM105 241V242H108ZM138 240V239H137ZM147 240V239H146ZM145 240V241H146ZM167 240V241H169ZM93 241V240H91ZM95 241V242H96ZM102 241V240H100ZM112 241V240H111ZM110 241V243H111ZM141 241V240H140ZM140 241H136L137 244L140 243ZM143 241V239H142ZM166 241V242H167ZM17 242V241H16ZM23 242V241H22ZM26 242V241H25ZM105 242H101V244H104ZM144 242V241H143ZM154 242V241H153ZM10 242H7L5 244H1L0 247H4L7 248L8 246H10L9 244ZM100 243V242H99ZM148 243H152V240L151 242L148 241ZM147 243L148 246H151V244L149 245ZM155 243V242H154ZM153 243V244H154ZM119 244V243H118ZM122 244V243H121ZM146 244V243H145ZM95 245H98L100 246V244H95ZM106 245V244H105ZM141 245H143V243L141 242ZM20 246H23V245H20ZM144 246V245H143ZM173 246V245H172ZM103 247V246H101ZM138 247V246H137ZM13 249V248H11ZM20 249V248H19ZM123 249V248H122ZM21 250V249H20ZM175 250V249H174ZM3 252V249L0 248V255L2 254ZM140 253V252H139ZM141 254V253H140ZM173 254V253H172ZM171 256L173 257L174 254ZM169 257L170 255L167 254ZM1 258V257H0ZM145 258V257H144ZM143 258V259H144ZM174 258V257H173ZM147 259V258H146ZM137 264V263H136ZM140 264V263H139ZM250 264H256L254 262L250 263Z\"/></svg>",
  "mask_w": 264,
  "mask_h": 264
}]
</instances>
